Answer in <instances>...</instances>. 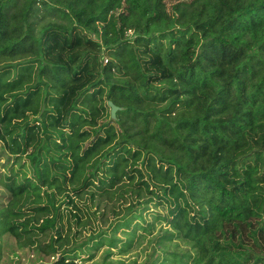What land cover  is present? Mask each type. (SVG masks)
Listing matches in <instances>:
<instances>
[{"label": "trees", "instance_id": "16d2710c", "mask_svg": "<svg viewBox=\"0 0 264 264\" xmlns=\"http://www.w3.org/2000/svg\"><path fill=\"white\" fill-rule=\"evenodd\" d=\"M0 143V236L53 264L149 204L189 264H264V0H0Z\"/></svg>", "mask_w": 264, "mask_h": 264}, {"label": "rangeland", "instance_id": "374dc122", "mask_svg": "<svg viewBox=\"0 0 264 264\" xmlns=\"http://www.w3.org/2000/svg\"><path fill=\"white\" fill-rule=\"evenodd\" d=\"M101 61L104 64L106 57L103 56ZM107 112L109 113V108ZM5 153L0 143V174L6 170L3 165L7 161L12 162V158L7 160ZM13 168L16 169L17 166ZM26 174L29 175L28 172ZM5 204L6 198L0 184V207ZM164 213V209L154 208L149 204L142 212L141 220L132 222V225L138 222L140 228L134 229L131 242H128L129 237L124 236L122 231L130 232L132 225L127 229L117 230L115 246L104 242L103 234L97 236L103 232L108 237L107 231H110V228H99L92 234L87 233L88 237L77 243L65 256L77 264H189L194 252L186 243L173 237L167 224L161 220ZM149 225L151 227L148 232L146 229ZM126 243H129L128 247L124 246ZM56 258L57 256L54 260L43 257L34 249L19 248L10 236H0V264H53Z\"/></svg>", "mask_w": 264, "mask_h": 264}, {"label": "water", "instance_id": "95a60500", "mask_svg": "<svg viewBox=\"0 0 264 264\" xmlns=\"http://www.w3.org/2000/svg\"><path fill=\"white\" fill-rule=\"evenodd\" d=\"M107 106L109 107V115L111 119L115 118V113L119 109L118 107L114 106L110 101H107Z\"/></svg>", "mask_w": 264, "mask_h": 264}]
</instances>
